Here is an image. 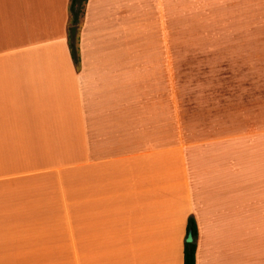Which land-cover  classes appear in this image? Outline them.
Masks as SVG:
<instances>
[{
    "label": "crops",
    "instance_id": "obj_1",
    "mask_svg": "<svg viewBox=\"0 0 264 264\" xmlns=\"http://www.w3.org/2000/svg\"><path fill=\"white\" fill-rule=\"evenodd\" d=\"M70 6L0 0V264H184L190 218L196 264H264V135L173 109L140 0H88L77 65Z\"/></svg>",
    "mask_w": 264,
    "mask_h": 264
},
{
    "label": "rangeland",
    "instance_id": "obj_2",
    "mask_svg": "<svg viewBox=\"0 0 264 264\" xmlns=\"http://www.w3.org/2000/svg\"><path fill=\"white\" fill-rule=\"evenodd\" d=\"M162 21L171 35L141 34L140 45L170 55L173 109L188 124L264 135V0H140L141 28Z\"/></svg>",
    "mask_w": 264,
    "mask_h": 264
},
{
    "label": "trees",
    "instance_id": "obj_3",
    "mask_svg": "<svg viewBox=\"0 0 264 264\" xmlns=\"http://www.w3.org/2000/svg\"><path fill=\"white\" fill-rule=\"evenodd\" d=\"M87 2L88 0H71L70 6L71 25L69 29V41L73 59L77 65L80 62L78 54V35ZM189 233H192L194 241L193 243H185L184 264H196L198 229L194 218L189 219L188 234Z\"/></svg>",
    "mask_w": 264,
    "mask_h": 264
},
{
    "label": "water",
    "instance_id": "obj_4",
    "mask_svg": "<svg viewBox=\"0 0 264 264\" xmlns=\"http://www.w3.org/2000/svg\"><path fill=\"white\" fill-rule=\"evenodd\" d=\"M193 241H194V239H193V235H192V233H189V235H188V238H187V243H193Z\"/></svg>",
    "mask_w": 264,
    "mask_h": 264
}]
</instances>
